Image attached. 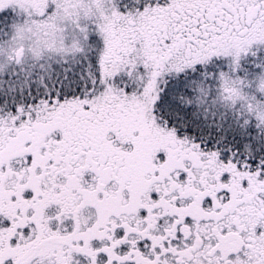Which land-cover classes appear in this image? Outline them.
Masks as SVG:
<instances>
[{"label": "snow or ice", "instance_id": "snow-or-ice-1", "mask_svg": "<svg viewBox=\"0 0 264 264\" xmlns=\"http://www.w3.org/2000/svg\"><path fill=\"white\" fill-rule=\"evenodd\" d=\"M0 264H264V0H0Z\"/></svg>", "mask_w": 264, "mask_h": 264}]
</instances>
